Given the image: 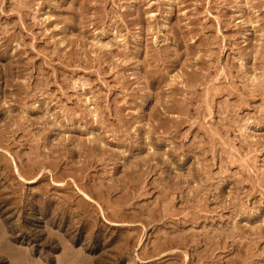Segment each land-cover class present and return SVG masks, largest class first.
I'll list each match as a JSON object with an SVG mask.
<instances>
[{
	"label": "rangeland",
	"instance_id": "rangeland-1",
	"mask_svg": "<svg viewBox=\"0 0 264 264\" xmlns=\"http://www.w3.org/2000/svg\"><path fill=\"white\" fill-rule=\"evenodd\" d=\"M0 257L264 264V0H0Z\"/></svg>",
	"mask_w": 264,
	"mask_h": 264
},
{
	"label": "bare ground",
	"instance_id": "bare-ground-1",
	"mask_svg": "<svg viewBox=\"0 0 264 264\" xmlns=\"http://www.w3.org/2000/svg\"><path fill=\"white\" fill-rule=\"evenodd\" d=\"M90 200V199H89ZM19 258V257H18ZM11 259L12 264H31V262H29L28 260H22V259ZM4 257H0V263L3 261Z\"/></svg>",
	"mask_w": 264,
	"mask_h": 264
}]
</instances>
